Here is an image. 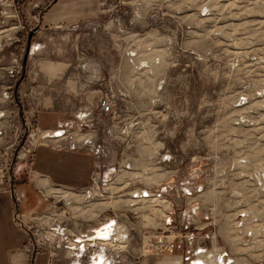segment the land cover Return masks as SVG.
I'll list each match as a JSON object with an SVG mask.
<instances>
[{
	"label": "rangeland",
	"instance_id": "rangeland-1",
	"mask_svg": "<svg viewBox=\"0 0 264 264\" xmlns=\"http://www.w3.org/2000/svg\"><path fill=\"white\" fill-rule=\"evenodd\" d=\"M41 143L93 157L99 147L106 185L34 177ZM143 190L168 201L180 233L166 252L143 250L137 236L161 232L167 210L139 201ZM9 195L27 238L13 264L50 254L36 220L55 209L82 231L122 214L120 264H182L196 247L225 253V264H264V0H0V197Z\"/></svg>",
	"mask_w": 264,
	"mask_h": 264
},
{
	"label": "built area",
	"instance_id": "built-area-1",
	"mask_svg": "<svg viewBox=\"0 0 264 264\" xmlns=\"http://www.w3.org/2000/svg\"><path fill=\"white\" fill-rule=\"evenodd\" d=\"M97 106L102 114H108L113 109L111 101H109L106 96L99 97ZM89 150L94 154L95 158L106 160L105 154L100 152L99 147H94L92 145ZM105 163L108 165V162L105 161ZM99 184L105 186V180L94 175L91 178L90 187L98 188ZM149 194L150 195L138 192L136 195L134 194V196H136L139 201L142 200L141 196H150V198L145 200H149L148 203L153 204L154 208L155 206H162V204L166 203V205H163L167 210L162 213L161 232H146L144 229H140L137 236L140 240L142 239L141 246H143V250L148 248L153 250L156 254H159L170 250L176 242L175 240L181 236L179 231L175 228L170 212L171 210L167 206L168 201L163 199L164 197L159 193L149 192ZM42 196L45 198L44 195ZM16 200L18 201L17 198ZM138 205V207L141 208L140 204ZM18 209V202L13 200L12 221H15L18 226L22 227L21 215ZM48 209L49 207H47V210ZM63 213L64 211H57L55 209L53 211H46L37 218L36 224L37 226L39 225L40 228L38 229V247L49 250L51 255L54 251L57 253L65 249L70 252L69 257H72L75 261H81L83 253L90 250L91 254L88 256L89 264H96L95 261L99 262V264H120L119 256H124V254H122V251L115 253V249L122 248L123 246L121 243H123L128 236V230L125 232V227H123V225L120 226L121 223L118 222L119 220L125 222L123 219H120V216H123L122 214L113 212L112 215L104 216L97 220L92 227L82 231L78 230L77 226L73 227L71 221L65 217ZM182 237H185V234ZM186 237L188 240L192 239L191 234L187 233ZM36 249L38 250V248ZM207 253H209V251H207L205 247H196L192 251H187L182 264H206L204 260ZM99 255H101V258ZM224 255L225 253L219 254L221 258H224ZM63 256L65 257V255ZM198 259H201V261ZM225 260L228 261V259ZM228 262L230 263V261Z\"/></svg>",
	"mask_w": 264,
	"mask_h": 264
},
{
	"label": "crops",
	"instance_id": "crops-1",
	"mask_svg": "<svg viewBox=\"0 0 264 264\" xmlns=\"http://www.w3.org/2000/svg\"><path fill=\"white\" fill-rule=\"evenodd\" d=\"M40 118V116H39ZM59 121H53L52 125L41 126L45 135L53 132L52 128L58 127ZM49 133V134H48ZM35 150L33 158L30 160L33 176L42 179L47 185L62 186L71 189L83 188L89 184L92 176H106L108 167L91 154L79 150L55 148L41 143ZM38 151H41L38 156ZM13 202L11 196L0 197V264H13L14 254L24 251L27 246L25 234L19 231L13 224L11 218V208ZM96 222V220L94 221ZM95 224V223H94ZM59 259L62 254L57 253ZM42 257V259H40ZM31 264H77L80 260L55 262L51 254L38 252L32 255ZM53 258V259H52ZM58 261V258L56 259ZM136 264V263H135ZM137 264H179L170 257L147 258Z\"/></svg>",
	"mask_w": 264,
	"mask_h": 264
},
{
	"label": "bare ground",
	"instance_id": "bare-ground-1",
	"mask_svg": "<svg viewBox=\"0 0 264 264\" xmlns=\"http://www.w3.org/2000/svg\"><path fill=\"white\" fill-rule=\"evenodd\" d=\"M53 133V132H52ZM51 133V134H52ZM49 134V133H48ZM60 135H61V133H59ZM59 134H56V135H59ZM59 135V136H60ZM43 183V182H42ZM141 193H144V194H148V195H150L149 194V192H147V191H142ZM142 197V196H141ZM146 197H148V196H146ZM143 198V197H142ZM150 198V197H149ZM148 199V198H147ZM251 233V232H250ZM252 234V233H251ZM100 258H101V256H100ZM198 260H200L201 261V259H198ZM205 263L206 264H225V262H226V260L224 259V258H221L220 256H219V254H212L211 252H209V253H207L206 255H205ZM232 262V261H231ZM96 264H99V262H95Z\"/></svg>",
	"mask_w": 264,
	"mask_h": 264
},
{
	"label": "water",
	"instance_id": "water-1",
	"mask_svg": "<svg viewBox=\"0 0 264 264\" xmlns=\"http://www.w3.org/2000/svg\"><path fill=\"white\" fill-rule=\"evenodd\" d=\"M30 36H31V35H29V37H30ZM28 50H29V46L26 47V54H25V56H24L23 61H25L26 55H27V53H28Z\"/></svg>",
	"mask_w": 264,
	"mask_h": 264
}]
</instances>
